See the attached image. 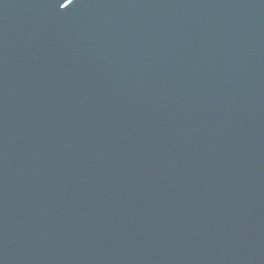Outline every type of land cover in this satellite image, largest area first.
<instances>
[{
    "label": "water",
    "instance_id": "95a60500",
    "mask_svg": "<svg viewBox=\"0 0 264 264\" xmlns=\"http://www.w3.org/2000/svg\"><path fill=\"white\" fill-rule=\"evenodd\" d=\"M0 264H264V0H0Z\"/></svg>",
    "mask_w": 264,
    "mask_h": 264
},
{
    "label": "snow or ice",
    "instance_id": "6c2138e0",
    "mask_svg": "<svg viewBox=\"0 0 264 264\" xmlns=\"http://www.w3.org/2000/svg\"><path fill=\"white\" fill-rule=\"evenodd\" d=\"M63 6V5H62Z\"/></svg>",
    "mask_w": 264,
    "mask_h": 264
}]
</instances>
